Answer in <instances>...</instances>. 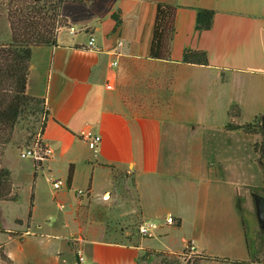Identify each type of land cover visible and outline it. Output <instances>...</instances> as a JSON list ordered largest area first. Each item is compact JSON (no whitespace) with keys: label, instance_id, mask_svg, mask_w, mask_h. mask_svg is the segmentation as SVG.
<instances>
[{"label":"crops","instance_id":"0c3cea01","mask_svg":"<svg viewBox=\"0 0 264 264\" xmlns=\"http://www.w3.org/2000/svg\"><path fill=\"white\" fill-rule=\"evenodd\" d=\"M157 2L176 6L168 60L150 56ZM198 8L214 10L207 30L195 28ZM60 12L67 25L59 28L56 45L32 49L26 85L29 95L43 100V140L52 153L36 175L31 158L17 169L18 179L12 156L5 155L7 147L2 152L0 165L10 170L12 186L30 184L26 216L15 217L14 228L0 223L13 232H0L6 235L0 251L10 264H138L150 248L130 237L134 232L128 221L138 214L133 189L149 188L158 200L159 183L167 182L169 195L193 207L192 233L189 240L182 237L184 248L192 244V253L248 258L257 231L248 241L241 215L215 213L242 212L238 186L208 177V172L200 179L190 169L175 170L170 159L184 155L177 142L196 141L202 166L208 133L231 134L222 131L231 104L240 107L242 123L264 113V0H83L62 4ZM185 48L206 51L208 64L181 62ZM85 129L100 135L96 150L82 138ZM45 178L51 185L45 186ZM57 180L62 185L54 188ZM169 183L184 188L182 193ZM42 197L55 200L62 211V232L47 225L52 220ZM154 215H164L167 222L173 217L170 208L160 205Z\"/></svg>","mask_w":264,"mask_h":264},{"label":"rangeland","instance_id":"374dc122","mask_svg":"<svg viewBox=\"0 0 264 264\" xmlns=\"http://www.w3.org/2000/svg\"><path fill=\"white\" fill-rule=\"evenodd\" d=\"M4 25H7L8 27V22L5 18V11L1 10L0 39L6 38V35L9 34V30L3 29ZM40 115L41 114L32 112L29 107L25 109L18 117L11 142L2 149L3 152L7 147L5 150L6 157L9 155L12 156V168L14 170L15 177H18V179L22 178L21 175L18 174L17 169L21 171L24 167H26V163L32 161V157L28 156L24 158L20 155V153L25 150L24 145H27V143L32 140L33 136L39 129L42 118ZM238 133L231 132V134L227 137H222L217 131L208 133L207 141L205 142L206 152L203 155L202 166H200V158L196 155L197 149H200V147L196 145L198 144L196 141H189L186 143L177 142L176 147L184 152V155H174V157L170 159V162L175 170H180V168H182L181 170L190 169L193 175L200 176V179H205V174L208 172V177H221L231 181L232 183L234 182L239 188V202L242 203V206H240L242 212L238 213L237 210H233L231 213H222V209H218L215 213L230 216H233L234 213H236L235 216L237 217L241 215L246 229V237H248L249 241V238H252L254 235V231L260 230L256 220L255 207L250 193L254 191L264 195V174L261 167L264 165V148H262L264 147V137L248 134L240 135ZM187 150H191V152L195 151V154L189 157L188 154L185 155ZM2 157L4 158L5 156ZM42 181L45 186L51 185L48 183L46 178ZM166 183H161V185L159 183V189L162 192V196L158 200L154 199V193L150 192L149 188L141 187L133 189L138 214L134 215L135 220L130 219L128 221V225L133 229L134 234L136 233L135 235H140L137 230L141 224H156L157 227L150 230V237L138 236L142 246L165 252L172 251L181 253L184 248L182 237H186L189 240L192 233V226L194 223V213L192 214L193 207L188 202L185 203L183 199L177 196L174 197V194L169 195L165 190V186L168 185ZM29 184L30 181H25V185H27L25 187L23 183L20 185V182L17 183V186H14L18 193V199L16 201H0V223L4 227L14 228L15 217L26 216L28 210ZM169 184H171V186L173 185V183ZM173 186L176 187V193H178V188L179 190L184 189L176 185ZM141 192L143 193V196H140V203H138L137 200ZM180 193H182V190H180ZM43 202L45 205L48 204L50 210L49 214L52 221L49 224L44 222L42 227L47 224L51 225V227H56V230H58L57 232H62L65 227V222L63 220L62 211L56 206V201L51 198H43ZM159 205L170 208L172 210V218L179 219L181 221L180 225L175 224V221L172 220V218L168 219L170 222H167L164 215H154L156 214V207ZM210 207L214 209V206ZM203 210L205 211L206 208L203 207ZM43 212H45V209ZM200 212L203 211L200 210ZM36 222L38 223V221ZM37 231L42 232V230ZM2 237H6V235L0 233V239ZM256 238L257 243L252 244V248L249 249L248 258L245 259H250L254 256H261L262 247L257 233ZM114 239L119 240L122 238L117 237ZM254 247L259 250L257 254L252 251ZM226 249H222L221 251L225 252ZM141 255L139 257L138 264H161L160 261L165 259H167V262L175 264L186 263L181 256L177 255H165L166 257L164 258L154 255L151 260L144 259L145 257Z\"/></svg>","mask_w":264,"mask_h":264},{"label":"trees","instance_id":"16d2710c","mask_svg":"<svg viewBox=\"0 0 264 264\" xmlns=\"http://www.w3.org/2000/svg\"><path fill=\"white\" fill-rule=\"evenodd\" d=\"M67 2L81 3L83 0H0V11H5V18L9 27V37L0 39V157L2 149L11 142L18 117L25 109L29 107L32 112L41 114L40 116L47 115L43 100L29 95L26 91L30 58L34 47L56 45L59 28L67 25L66 19L60 12L62 4ZM175 14V5L167 2L156 3L150 43V56L152 58L170 59V42L175 33ZM213 16V9L198 8L195 19L196 30L209 29L212 25ZM112 17L117 24L120 23L117 13H113ZM181 62L207 65V53L200 49L185 48ZM227 114L228 121L222 129L224 133L239 132L264 137V124L262 122L264 113L251 121L242 123L239 120L240 107L234 103L228 108ZM34 166V175H36L40 162L35 161ZM261 167L264 174V165ZM72 175L73 167L70 166L66 178L68 186L71 183ZM17 199L18 193L12 186L10 170L0 165V201H16ZM30 214L29 211L28 218ZM172 220L175 221V224L180 225L179 219L172 218ZM16 222L18 223L20 220L17 219ZM0 232L13 234L11 230L1 225ZM135 234L132 233L130 236L135 240V243L140 242L138 236L150 237ZM257 234L261 242L262 254L250 259L192 253V244L185 247L181 253H173V255L185 258L186 264H198L202 260L231 264H264V230H258ZM142 254L141 256L144 257L148 254H154L164 258V255L170 253L146 249ZM0 259L4 264H10V260L2 251H0ZM165 260L163 262H167Z\"/></svg>","mask_w":264,"mask_h":264},{"label":"built area","instance_id":"2783aa9c","mask_svg":"<svg viewBox=\"0 0 264 264\" xmlns=\"http://www.w3.org/2000/svg\"><path fill=\"white\" fill-rule=\"evenodd\" d=\"M69 31L71 33H73L74 28L73 27H69ZM95 42V38L93 36L90 37L89 39V44L93 45ZM112 64H117V61H113ZM45 118L43 117L41 119V125L39 127V129L37 130V132L35 133V135L33 136L29 146L27 148H25V150H23L20 155L22 157H32V159H34V161L37 162H41L43 160H46L50 154L52 153L51 149L45 144L44 140H43V122H44ZM82 138L88 143L89 147H91L92 149H97V145L101 140V137L99 134L95 133L93 130L91 129H85L82 132ZM62 185V181L61 180H57L53 183L54 188H58ZM83 191L82 190H78V193L81 194ZM156 224L154 223H150L149 225H140L138 227V232L141 235H151L150 230L152 228H156ZM77 256H78V260L79 261H83L84 260V256L82 255V251L81 249H77Z\"/></svg>","mask_w":264,"mask_h":264},{"label":"water","instance_id":"95a60500","mask_svg":"<svg viewBox=\"0 0 264 264\" xmlns=\"http://www.w3.org/2000/svg\"><path fill=\"white\" fill-rule=\"evenodd\" d=\"M263 124H264V117H263ZM254 207H255V215L258 222V225L261 230H264V195L258 192H251L250 193Z\"/></svg>","mask_w":264,"mask_h":264}]
</instances>
